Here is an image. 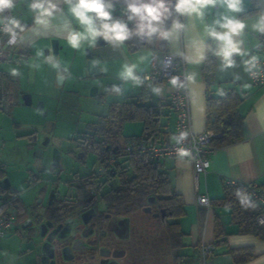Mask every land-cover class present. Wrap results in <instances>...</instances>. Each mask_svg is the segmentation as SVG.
<instances>
[{
	"label": "crops",
	"instance_id": "1",
	"mask_svg": "<svg viewBox=\"0 0 264 264\" xmlns=\"http://www.w3.org/2000/svg\"><path fill=\"white\" fill-rule=\"evenodd\" d=\"M66 1L13 0L14 6L0 13V19L9 22L14 19L18 24H21L16 46L24 47L27 50L26 53L11 51L8 55L0 58V78L4 77L6 82L7 79H11L12 85L15 86L18 77L15 66L18 67L21 62L30 61L29 59L33 58L31 63L34 70L37 69L36 60L42 61L46 69L45 72L54 75V77L59 75L61 84L65 86L73 79L71 68L74 69L73 63L77 60L75 70L81 76L93 77L90 79L98 81L103 80V94H106V97L113 93L111 100L104 104L105 113L112 101H118L120 104L124 101L135 100L141 103L160 105L163 112L160 115V123L164 132L158 139L168 138L169 140H174L172 132L174 114L167 103V97L172 89L171 84L162 80L142 83L130 82L123 75L125 66L135 64L134 72H144L149 69L151 56L154 53L160 54L162 50H166L175 56H181L185 64L191 127L195 132L206 129V84L201 76V65L207 42L214 45L216 58V68L210 89L216 93L219 87L231 85L242 93L243 97L238 110L242 114L243 137L235 143L213 147L209 154V166L205 173L198 176L197 187L193 181L192 162L187 156L164 157L158 162V165L168 173L171 187L183 198L185 213L178 219L179 225L185 233L183 243L186 246L185 249L189 250L188 254L193 253L197 256L198 242L213 240V209L212 206L209 208L197 206L196 195L206 193L210 199L219 197L225 182L241 184L255 182L261 185L264 183V85L252 84L246 67L248 57L260 55L257 52V47L261 37L257 25L264 17V0H254L257 10L252 13H244L253 6L252 0H241L240 12H230L223 0H217L215 5L209 4L201 9L202 16H198L196 13H178L175 10L177 0H173L172 15L167 24L162 19L158 23L160 41L149 43L147 38L140 46L132 48L127 41L120 44L107 41L103 37H97L96 43H90L87 39L82 40L80 46L90 48L92 59L100 69L99 72L97 71L91 76L87 75L85 59L82 64V57L78 54L77 48L70 49L66 44L69 32L84 30L80 23L75 24L65 14L63 7ZM37 2H42L45 8H48L49 4L55 5V8L50 9L51 15L40 16V9L31 8V5ZM222 15L234 16L237 20L245 23L242 32L238 35L234 34L232 37L233 41L238 44L240 52L233 53L231 66H225L223 56L219 55L223 42L215 40L206 31L207 28L213 26L218 32L226 31L218 25H214V22ZM38 16L44 21L43 23H37ZM176 25H180V27H176ZM162 32L169 33L168 37L164 38L161 35ZM55 42L56 44L53 46ZM15 61H17L15 66L10 65ZM48 83L50 84V82ZM0 88H4L1 79ZM18 88L17 86L13 88L10 100L16 98V92L20 91ZM25 90L21 89L20 92L27 98L26 93H30V90ZM96 92H99L97 88L93 90V94ZM8 104L11 105L10 102ZM6 105L0 110L5 112ZM134 121L140 122L138 120L123 121L121 130L124 135H135L142 132L141 122L138 131L128 134L123 132L124 127L129 125L127 123ZM49 122L51 123V120ZM33 175L34 173L31 174L32 177ZM18 194L20 198V193L18 192ZM221 214L229 234L226 237V243L214 248V253L210 255L230 259L229 254L225 252L227 247L251 245L255 255L244 264H264V239H259L251 234L236 233L235 226L228 224L229 217L226 210L222 209ZM11 237L12 233L9 232L0 238V247L9 250L13 245ZM14 256L13 254L2 256L0 264H16L20 257L15 260Z\"/></svg>",
	"mask_w": 264,
	"mask_h": 264
},
{
	"label": "trees",
	"instance_id": "2",
	"mask_svg": "<svg viewBox=\"0 0 264 264\" xmlns=\"http://www.w3.org/2000/svg\"><path fill=\"white\" fill-rule=\"evenodd\" d=\"M172 1L167 0L165 6L168 11L161 17L166 24L172 15ZM109 2L124 4V0H109ZM252 2L253 6L244 13H252L257 10L255 1L252 0ZM124 7L126 8L124 17H121L116 11L112 13V18L127 24L131 35L126 41L130 47L135 48L142 44L143 39L147 40L148 36L147 34L138 33V19L128 20L127 6ZM97 24H99V21H97ZM259 35L264 38V31H260ZM159 37L160 34L158 33L157 40H159ZM159 45L160 43L157 44L158 47ZM164 51L166 50L161 52ZM215 68L214 45L207 42L204 60L201 65V76L206 84L205 127L217 134L211 138V145L221 147L240 141L243 137L242 114L238 110L243 95L231 85L221 86L214 93L210 89V84L213 80ZM11 86V79H7L6 88H0V109H3L10 102L11 94L8 90ZM161 114L163 112L160 105L146 104L135 100L124 101L120 104L118 101H112L109 104L108 111L105 114H99L96 120L91 122L90 131L85 134L91 135L87 143L89 146L95 149L107 147L105 157H98L101 163L110 156H113L116 160L113 167L117 168L120 179L119 184L113 189L111 199L119 198L121 200L128 197L130 201L135 200L140 204L149 197L158 199L160 206L168 216V219L163 221L164 227L173 245L181 250V247L184 246L182 241L185 233L181 229L178 219L185 213L183 198L180 193H177L171 187L168 173L158 165L159 160H149L140 151L142 141L151 136L158 139L164 132L160 123ZM125 120L140 121L142 132L135 135H124L121 129ZM108 171L109 169H107ZM0 188L12 191L9 186L0 185ZM244 189V184L225 182L221 196L210 199L213 209V240L208 243L213 248L208 253L207 258L211 253H214V248L226 243V237L229 234L226 228L227 225L222 219V209L226 210L229 217L228 224L235 226L236 233L251 234L259 239H264V221L257 222L256 220V217L262 211V207L250 198ZM16 201L20 207V198L17 197ZM225 252L229 254L232 264H244L255 255L251 245L227 247ZM180 256L185 259L183 263L179 261V264H188L190 254L187 251H182L179 258Z\"/></svg>",
	"mask_w": 264,
	"mask_h": 264
},
{
	"label": "flooded vegetation",
	"instance_id": "3",
	"mask_svg": "<svg viewBox=\"0 0 264 264\" xmlns=\"http://www.w3.org/2000/svg\"><path fill=\"white\" fill-rule=\"evenodd\" d=\"M128 2L124 0L122 5L127 6ZM164 2L167 4V0ZM21 93L16 92L15 99L20 98L25 104L27 98H22L24 94ZM89 136L77 137V153L84 155V149H95L87 144ZM106 149H95L98 157L104 158ZM76 152H71L75 158L78 157ZM106 160L101 163L98 158V166H104L99 172L95 168L80 171L81 167L77 166L64 178H60L56 169L59 163L53 167L50 166L52 161L49 165L42 161L38 164L40 172L51 168L54 176L47 180L39 177L33 201L29 204L21 201L20 204L26 218L21 225L22 232L16 233L27 238L28 246L17 249V253L18 257L24 258L21 254L27 257L26 264H38L29 248L45 238L53 246H46L51 254L50 264L183 263L185 258H179V255L185 252L186 246L179 250L173 245L163 223L168 216L158 199L149 197L141 204L128 197L111 199L120 176L113 167L116 160L110 165H106ZM111 167L115 169L111 170ZM37 224L42 225L34 230L32 225Z\"/></svg>",
	"mask_w": 264,
	"mask_h": 264
},
{
	"label": "rangeland",
	"instance_id": "4",
	"mask_svg": "<svg viewBox=\"0 0 264 264\" xmlns=\"http://www.w3.org/2000/svg\"><path fill=\"white\" fill-rule=\"evenodd\" d=\"M63 10L75 24H79V21L70 13L67 1ZM116 11L117 6L113 4L112 13ZM156 40L157 38L148 36L149 43ZM66 44L70 49H74L68 43ZM77 51L82 57V64L85 59L86 65L88 53L92 58L90 48L80 46ZM29 60L21 62L18 67L15 66L17 61L11 62L10 65L16 67L18 77L16 78V85H12L8 90L12 93L16 86L19 87L20 91L21 89L30 90L28 104H24L20 98L13 99L10 100L11 105H6L5 112L0 110V160L6 163L3 176L0 177L9 179V189L19 192L20 199L25 204L33 201L37 193L35 184L39 177L41 180H47L51 179L50 176H54L51 168L48 171L40 172L36 166L41 161L49 165L52 161L53 150L58 153L59 165L56 169L61 174L60 178L67 176V172L76 169L77 166L81 167L80 171L98 168V151L86 148L84 155L77 153V137L90 131L91 122L96 120L97 115L105 113L104 104L111 100L113 95V93L108 94L106 97V94H103V80L95 79V81L90 79L93 77L81 76L75 70L77 60L73 63L74 69L71 68L73 79L65 86L61 84L59 75L54 77V75L45 72L46 69L42 61L36 60L37 69L34 70L31 63L33 58ZM87 75L91 76L88 73ZM0 79L5 89L6 79L4 77ZM94 88H97L99 92L93 94ZM14 101L16 103H13ZM49 120H51L52 129L46 132V122ZM127 124L129 125L123 129L125 134L139 130L140 122L134 121ZM46 138L48 141L47 144H44ZM38 152L41 154L38 155ZM71 152H76L82 161H79L80 158L78 157H73ZM32 173H34L33 177L31 176ZM11 233L13 245L9 250L0 247V259L4 255L10 254L11 256L13 254L16 260L19 258L17 257V249L28 246L25 242L26 237H21L16 232ZM21 255L24 258L20 257L16 264H23L28 260L24 254ZM227 258L210 255L205 264H231L230 259ZM188 264L201 263L196 255L190 253Z\"/></svg>",
	"mask_w": 264,
	"mask_h": 264
},
{
	"label": "built area",
	"instance_id": "5",
	"mask_svg": "<svg viewBox=\"0 0 264 264\" xmlns=\"http://www.w3.org/2000/svg\"><path fill=\"white\" fill-rule=\"evenodd\" d=\"M116 6L118 14L124 17L126 8L120 3ZM7 29H11V31ZM20 29L21 24L13 25L9 21L0 19V58L8 55L11 51L26 53V48L16 46ZM257 52L260 55L250 56L246 60L247 73L252 84L264 85V38L260 39ZM134 75L140 83L162 80L169 82L172 86L167 97V103L174 114L172 129L174 140L168 138L155 139L151 136L141 142L140 151L149 160H160L164 157L179 156L178 149L187 150L189 155L186 156L192 162V176L195 187H197L198 176L205 173L209 166V154L213 150L210 140L217 134L208 129L195 132L191 127L189 95L186 90L183 58L168 51L160 54L154 53L151 56L149 69L144 72H134ZM127 80L135 82L132 79L127 78ZM173 80H175V84L172 83ZM26 96H30V93L27 92ZM25 104H28V101ZM182 134L186 135L182 137ZM176 138H179V143H177ZM114 161L115 158L111 156L106 160V165H110ZM103 167V165H99L96 171H101ZM5 168L6 163L0 160V176L4 173ZM1 179L0 177V185H3ZM244 186L245 193L262 207V211L256 217L257 222L264 221V185L251 182L244 184ZM17 197H19L18 192L6 191L0 188V238L8 232H22L21 225L25 221L26 214L20 210L16 201ZM195 202L197 206L204 208L211 206L210 198L206 193H198ZM212 248L213 246L208 242H198L197 252L201 264H205L208 253Z\"/></svg>",
	"mask_w": 264,
	"mask_h": 264
},
{
	"label": "clouds",
	"instance_id": "6",
	"mask_svg": "<svg viewBox=\"0 0 264 264\" xmlns=\"http://www.w3.org/2000/svg\"><path fill=\"white\" fill-rule=\"evenodd\" d=\"M69 4L70 13L79 21L84 30L71 31L67 37V42L72 48H79L82 40H88L90 43H95L97 37H103L107 41L122 44L131 35L127 24L121 20H113L112 10L113 4L109 0H67ZM217 0H177L175 4V10L178 13H196L198 16H202L201 9L205 8L209 4L215 5ZM227 9L230 12L241 11V0H223ZM14 6L13 0H0V13L5 9H10ZM33 9H40V16L51 15L50 9L55 8V5L49 4L48 8L44 7L42 2L33 3L31 5ZM168 8L165 6L164 0H129L127 3L128 20L137 18L139 23L137 30L139 34H147L149 37L158 30V27L154 25V22H160L161 17ZM37 17V23H43L44 21ZM99 21V24H97ZM13 25L17 22L13 19L10 21ZM214 25H218L221 29L226 31L218 32L215 26L206 29L208 35L215 40L222 41L219 55L224 58L225 66H231L233 61L231 59L233 53H239L240 49L238 44L232 39L233 35H238L245 28V23L237 20L234 16L222 15L214 22ZM180 27V25H176ZM260 31H264V17L261 19V23L257 25ZM11 31V29H7ZM161 35L167 38L169 33L162 32ZM255 59V58H253ZM135 64L131 66H125L123 75L125 78L132 79L136 83H140L139 79L134 75ZM175 84V80L172 81ZM186 134H182V137ZM181 137V138H182ZM177 143H179V138ZM179 156L189 155L187 150L178 149Z\"/></svg>",
	"mask_w": 264,
	"mask_h": 264
},
{
	"label": "water",
	"instance_id": "7",
	"mask_svg": "<svg viewBox=\"0 0 264 264\" xmlns=\"http://www.w3.org/2000/svg\"><path fill=\"white\" fill-rule=\"evenodd\" d=\"M171 5L173 6V1L171 3ZM154 25H156L158 27V30L156 32H154L151 37L152 38H157L158 33H159V25L157 23H154ZM142 42H144V39L142 40ZM56 42L53 44V46H55ZM86 66H87V73L89 75H94L97 71L99 72L100 69L97 67L96 62L91 58L90 54H87V62H86ZM95 89V88H94ZM22 98H26L24 95ZM29 102V96H27V100ZM25 101V102H26ZM52 129V124L48 121L46 122V132L51 131ZM47 140H45L44 144H47ZM41 152H38V155H40ZM59 163V159H58V154L56 153H52V163H51V167L55 166L56 164ZM111 170H113L114 168L111 167ZM2 184L4 186H9L10 182L8 180V178L4 177L2 178ZM53 190V188H52ZM148 209V208H147ZM146 209V210H147ZM28 225V224H27ZM27 225H24V227H27ZM42 224H37V225H32L34 230H37V228H39ZM44 235V232L41 233V236ZM52 246V244L49 243V240L47 238L44 239V241H36L34 242L31 247L29 248V250H31V253L33 254L34 257V262L38 263V264H50V260L49 258L51 257V254L48 252V248L46 246ZM53 248V246H52Z\"/></svg>",
	"mask_w": 264,
	"mask_h": 264
}]
</instances>
